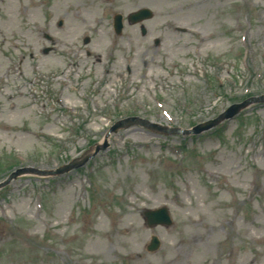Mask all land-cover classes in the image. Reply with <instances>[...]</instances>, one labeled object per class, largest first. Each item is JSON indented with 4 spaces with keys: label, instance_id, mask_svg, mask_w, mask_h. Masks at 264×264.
Here are the masks:
<instances>
[{
    "label": "rangeland",
    "instance_id": "rangeland-1",
    "mask_svg": "<svg viewBox=\"0 0 264 264\" xmlns=\"http://www.w3.org/2000/svg\"><path fill=\"white\" fill-rule=\"evenodd\" d=\"M143 7L145 34L114 32ZM261 94L264 0H0V264H264V102L195 139L132 124ZM162 205L173 224L149 227Z\"/></svg>",
    "mask_w": 264,
    "mask_h": 264
},
{
    "label": "water",
    "instance_id": "water-1",
    "mask_svg": "<svg viewBox=\"0 0 264 264\" xmlns=\"http://www.w3.org/2000/svg\"><path fill=\"white\" fill-rule=\"evenodd\" d=\"M151 16V12L148 9H141L136 13H133L130 15V20L131 21H138L140 19L146 18ZM122 27L121 24V16H117V23H116V29L117 31H120ZM261 100L264 99V97L260 98ZM247 103H249V101L244 102L243 104H237V105H233L230 109H228L224 114L220 115L218 119L209 122L205 127H212L213 125H215L217 122H219V120H221L222 118H228V117H232L235 113H237L241 108H243L244 106L247 105ZM203 127H199L197 128V130L202 129ZM16 175V174H14ZM150 219L154 222H162V223H170V219L168 217V214L166 212V210L162 209L159 211V213H156L154 215H150ZM158 246V242L156 239H154V242L151 246V248H156Z\"/></svg>",
    "mask_w": 264,
    "mask_h": 264
},
{
    "label": "bare ground",
    "instance_id": "bare-ground-1",
    "mask_svg": "<svg viewBox=\"0 0 264 264\" xmlns=\"http://www.w3.org/2000/svg\"><path fill=\"white\" fill-rule=\"evenodd\" d=\"M118 232H119V230H118ZM113 236H114V238H115L117 241H119V239L116 237L115 234H113ZM113 236H112V237H113Z\"/></svg>",
    "mask_w": 264,
    "mask_h": 264
}]
</instances>
